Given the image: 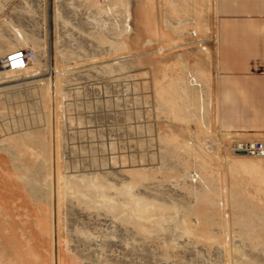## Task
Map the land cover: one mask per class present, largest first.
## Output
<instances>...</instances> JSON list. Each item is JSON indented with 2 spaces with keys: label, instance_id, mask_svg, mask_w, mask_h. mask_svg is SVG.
Segmentation results:
<instances>
[{
  "label": "rangeland",
  "instance_id": "374dc122",
  "mask_svg": "<svg viewBox=\"0 0 264 264\" xmlns=\"http://www.w3.org/2000/svg\"><path fill=\"white\" fill-rule=\"evenodd\" d=\"M214 0H0V264H264V136L216 123ZM34 61V62H33Z\"/></svg>",
  "mask_w": 264,
  "mask_h": 264
},
{
  "label": "crops",
  "instance_id": "0c3cea01",
  "mask_svg": "<svg viewBox=\"0 0 264 264\" xmlns=\"http://www.w3.org/2000/svg\"><path fill=\"white\" fill-rule=\"evenodd\" d=\"M214 5L217 126L264 136V0H214Z\"/></svg>",
  "mask_w": 264,
  "mask_h": 264
},
{
  "label": "built area",
  "instance_id": "2783aa9c",
  "mask_svg": "<svg viewBox=\"0 0 264 264\" xmlns=\"http://www.w3.org/2000/svg\"><path fill=\"white\" fill-rule=\"evenodd\" d=\"M34 54L32 50H15L0 59V73L24 70L31 64ZM232 150L250 158H264V141H241L232 145Z\"/></svg>",
  "mask_w": 264,
  "mask_h": 264
},
{
  "label": "bare ground",
  "instance_id": "6f19581e",
  "mask_svg": "<svg viewBox=\"0 0 264 264\" xmlns=\"http://www.w3.org/2000/svg\"><path fill=\"white\" fill-rule=\"evenodd\" d=\"M17 50H18V49H17ZM14 51H15V50H14ZM11 52H13V51H11ZM9 53H10V52H9ZM9 53H8V54H9ZM6 55H7V54H6ZM3 57H4V56H3ZM3 57H2V58H3ZM0 59H1V58H0ZM33 62H34V61H33ZM16 72H17V71H16Z\"/></svg>",
  "mask_w": 264,
  "mask_h": 264
}]
</instances>
